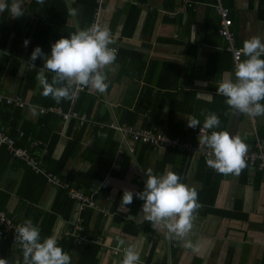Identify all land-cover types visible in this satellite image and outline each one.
Segmentation results:
<instances>
[{
  "label": "crops",
  "instance_id": "1",
  "mask_svg": "<svg viewBox=\"0 0 264 264\" xmlns=\"http://www.w3.org/2000/svg\"><path fill=\"white\" fill-rule=\"evenodd\" d=\"M65 1L69 11L77 10L75 16L70 13L66 24L78 27L83 5L75 4V0ZM94 1L95 12L98 3ZM19 2L24 16L14 18L8 11L0 13V92L21 95L29 103L21 108L17 122L18 127L23 128L16 131L21 130L25 136L40 141L31 152L45 168L47 145L55 134L56 141L48 161L58 171L52 172L87 194L96 182H100L92 198L105 211L86 207L77 212L76 202L67 196L65 190L48 184L46 180L43 182L25 161L13 157L5 145H0V207L20 224L31 219L39 228L41 239L56 236L58 245L63 236L70 237L66 230L74 225L77 217L83 218L90 241L78 245L71 237V247L62 248L70 255L71 264H83V261L90 264L91 258L96 259V264H122L128 247L139 253V264L160 263L164 256H168V264H264V172L247 163L239 175H225L207 164L214 155L189 154L138 144H134V151L130 152L121 146L113 130L111 139L117 142V146L110 171L107 170L103 179H97L90 187L85 186L84 176L92 165L90 158L97 156L99 151L111 149L107 131L97 137L95 134L97 128L110 129L111 122L136 127L149 123L162 132L166 127L174 128L181 133L172 136L195 143L199 127H188L187 118L195 116L203 127L205 117L215 113L221 123L217 129H207L206 136L213 130H226L241 137L247 145L252 142L248 147L253 146L255 137L264 139V116L253 118L236 113L226 104V98L216 92L222 80L235 79L230 43L218 31L220 16L216 6L229 8L233 46L242 49L245 40L254 36L264 39V0H104L98 9L99 19L101 26L112 30L114 44L110 47L116 48L117 52L124 48L135 53L121 54L110 66L111 70H106L110 86L104 93L90 88L81 90L95 97L86 96V103L92 102L89 114L74 109L81 91L66 110L58 103L45 105L51 97L42 95L37 76L43 73L49 78L47 74L53 73L43 66L36 78L28 80L24 94L21 93L26 73L32 68L27 60L32 48L30 41L38 37L43 43L45 39L46 54H50L52 44L61 34L57 25L45 19L46 12L51 9L48 3L43 6L31 0ZM8 3L11 4L12 0ZM133 14L137 19L132 33L123 35V29L130 31ZM48 29L51 31L46 32ZM80 29L86 27L77 30ZM38 31L46 38L40 37ZM25 39L29 41L26 47ZM44 106L85 113L86 121L79 124L77 119L71 118L63 122L54 112L40 113L39 107ZM127 113H135L132 123L125 118ZM45 114H49L48 123L40 120ZM72 119L75 122L71 126ZM50 125L53 126L50 135L41 138L39 135L49 130ZM81 126H84L82 131ZM8 127L3 128L10 134ZM42 128L44 132L40 131ZM72 140L80 144L79 148L61 161ZM91 142L96 143L93 151L89 149ZM106 162L107 159H103L104 165ZM148 169L157 176L173 171L183 178V183L197 191L201 207L195 213L193 227L185 238L192 247H186L185 240L175 236L169 240L164 224L153 226L152 240H147L143 229L147 220L142 211L144 201L135 193L143 191ZM103 186H106V194L101 189ZM62 190L71 205L67 209L64 203L61 211H56ZM125 190L133 192V202L123 206L121 200ZM67 211L68 216L64 217ZM126 223H132L131 230L125 229L130 226ZM98 235L104 237L106 246L103 249L92 241ZM121 240L123 244L119 243ZM152 241L155 248L151 262L147 263L145 260ZM89 243L97 247L95 256L87 247ZM115 246L124 249L113 253L111 247ZM0 258L7 264H24L22 248L10 236H4L0 242Z\"/></svg>",
  "mask_w": 264,
  "mask_h": 264
},
{
  "label": "clouds",
  "instance_id": "2",
  "mask_svg": "<svg viewBox=\"0 0 264 264\" xmlns=\"http://www.w3.org/2000/svg\"><path fill=\"white\" fill-rule=\"evenodd\" d=\"M45 0H37L44 4ZM8 11L14 18L24 16L19 0H0V13ZM71 15L77 14L70 9ZM25 39L24 46L28 45ZM111 31L106 26L94 23L86 29H80L68 37H61L51 46L50 54H45L40 46H36L30 59L34 64L37 58H43V68L53 73L51 80L43 73L37 80L43 91L42 95L51 97L57 103L61 100L73 101L84 88L104 93L108 88V75L117 58V49ZM240 60L235 67V79L222 80L216 92L226 98V104L236 113L246 114L253 118L264 116V39L254 36L243 42ZM35 65V64H34ZM188 127L201 129V121L195 116L187 118ZM220 119L215 113L208 114L203 122L204 129H217ZM203 143L212 150L214 159L207 164L220 174H236L246 167L245 156L248 145L239 136H233L226 130L211 131L203 138ZM147 176L143 191L135 193L143 200L145 218L153 226L164 224L168 230L167 238L175 236L185 240L193 227L195 213L201 205L198 193L181 182L180 176L167 171L165 174L154 175L151 169L146 170ZM133 202V192L125 190L121 203L123 206ZM15 243L23 251L24 264H71L70 255L57 243L56 236L41 239V233L31 219L25 220L15 229ZM120 244L124 242L119 241ZM186 247H192L185 240ZM140 256L132 247L125 249L122 264H139ZM0 264H7L0 258Z\"/></svg>",
  "mask_w": 264,
  "mask_h": 264
},
{
  "label": "built area",
  "instance_id": "3",
  "mask_svg": "<svg viewBox=\"0 0 264 264\" xmlns=\"http://www.w3.org/2000/svg\"><path fill=\"white\" fill-rule=\"evenodd\" d=\"M96 2L98 3V8L95 10L89 26L94 23L101 24L99 19V10L104 0H96ZM216 11L220 16V27L218 31L219 34L230 43L229 48L233 57V71H235L236 64L241 60L242 49L235 48L233 46V33L230 30V26L232 25V19L229 15L230 10L228 7L217 5ZM0 102H5L6 104L18 108H24L29 105L27 99L21 95H8L2 92H0ZM39 112H54L63 122H67L71 118L77 119L79 124H83L86 121L85 113L79 114L74 110L65 111L59 106L39 107ZM109 126L114 130L121 146H125V148H127L130 152L134 151V144H143L153 148H171L187 152L189 154L198 153L206 156L213 155L212 150L203 143V138L207 133V129H204L203 127L197 130L195 134L197 140L195 143H191L189 141L182 140L179 136H172L159 131L153 126L136 127L131 124L118 122H111ZM19 140L20 143H18ZM0 144L5 145L13 157H17L25 161L33 172L44 176L48 184L65 190L67 196L76 202L77 212L82 211L86 207L105 211L103 208L101 209L92 198L93 194L100 187V182H96V184L91 187V192L87 194L82 189L74 186L58 174L48 171L44 166L40 165L39 160L31 152V149L38 146L40 141L33 139L31 136H25L24 132L21 130H18L15 136L10 135L4 130L3 126L0 125ZM245 160L249 166L264 172V139L255 137L253 146L248 147ZM20 225L21 224L15 221L14 218L6 212V210L0 208V242L4 236H10L15 242V229ZM66 234L72 237L74 239V243L78 245L83 242L90 241L83 224V218L81 217H77L74 225L66 230ZM92 241L97 244L100 249H103L106 246L102 235L96 236V238ZM123 249L124 248L120 246L111 247V251L113 253H118L119 250Z\"/></svg>",
  "mask_w": 264,
  "mask_h": 264
},
{
  "label": "trees",
  "instance_id": "4",
  "mask_svg": "<svg viewBox=\"0 0 264 264\" xmlns=\"http://www.w3.org/2000/svg\"><path fill=\"white\" fill-rule=\"evenodd\" d=\"M31 1L36 3L37 5H39L37 3V0H31ZM47 3H48V5H50L51 9L46 12L47 18H45V19H47L48 21H50V23H53L59 27V30H60L59 32L61 34V35L57 36L59 39L61 37H68L72 33L76 32L78 27L81 28V26H83V27L88 28V26L92 20L93 12H94V9L96 6L94 0H75V4L80 3L81 5H83L82 21L79 24L80 26L78 25V27H76V26H70V25L66 24L67 17L70 15V11L68 10V8L66 6L65 0H45L44 4H42V5L44 6ZM136 19L137 18H135V15L133 14L130 31H126V28H125V31L123 29V35L129 36L132 33V29L134 27V23H135ZM152 19L154 20V16L152 17ZM48 27L50 28L51 26H48ZM37 29H39V28H37ZM50 31L51 30L48 29L46 32H50ZM110 31L112 32V30H110ZM38 35L42 38H46L45 36L43 37V33L41 31H38ZM35 38H37V39H35V40L32 39L33 41L32 40L30 41V45L32 48H31V51L27 54V60L29 63H31L32 68H31V71L29 70L30 72L26 73V81H25V83H23L21 85V93L22 94H24L25 89L28 88V80H31L32 77L36 78L37 73L40 71L41 67L44 64L43 58H37L36 61H34V64H35L34 65L30 59L31 53L33 52V50L35 49L36 46H40L42 51L45 54L48 53L45 50L46 49L45 39L43 40V43H40V41L38 40V37H35ZM133 53H135V52L124 49V48H122L121 50L119 49L117 52V59H119V56L121 54L132 55ZM47 75H48V77H49L48 79L50 81L53 74H47ZM109 86H110V83L108 84V88H109ZM86 96H88L90 98H95L94 95L89 94L86 91H81L79 97L76 99V102L74 104V109L79 111V112H86L87 114H89L90 110L92 108V102L86 103V101H85ZM52 103H57V102L54 99L49 98L45 102V105L52 104ZM58 104L61 105L62 108L66 110L70 105V101L61 100ZM21 111H22L21 108L13 107L9 104H6L5 102H0V125L3 126L4 128H6V127H8V124H10L8 128H10L9 129L10 134H12V135L16 134V132H17L16 130L18 128H20V129L23 128V127H18L19 124L17 122V117H19L21 115ZM135 116H136L135 113H132V114L127 113L125 118L128 119V122L132 123ZM48 117H49V114L42 115L40 118L41 122L48 123L47 122ZM74 122H75L74 119H72L70 121L71 126H72V124H74ZM147 126L150 127L153 125H150L149 123H147ZM52 128H53V126L50 125V129L47 130L45 133H43V135H39V136H41V138H45L43 136H47L50 133V130H52ZM83 128H84V126H81L80 131H82ZM163 130H164V132H166L167 134H170V135H179L181 133L179 130H176L174 128L169 129L168 127H166ZM40 131L44 132L45 129L42 128ZM104 131L105 132L107 131V135L110 139L111 149H109V150L106 149L105 152L99 151L97 153V156L94 155V158H90L92 165H91L90 169L88 170L87 174L84 175L85 176V186H88V187H90L94 183V181H96L97 179H103V177L105 176V173H107V170L110 171L109 167H110L111 159H113V156H114V151H115V147L117 146V142L114 139L113 140L111 139V135L113 133V129H111V128L110 129L109 128H103L100 130H98V128H97L95 131L96 137H97V135H100V133L104 132ZM31 133L34 134V131H31ZM55 141H56V135L54 134L53 136L50 137L49 143L47 145V152L45 153L44 163H45L46 169L48 171L51 170V171L57 172L58 171L57 168L50 166L49 161H48V157L50 155V150L52 149ZM250 144H252V142L249 143L248 146ZM0 145H3V144H0ZM79 145L80 144H78L75 140L70 141L67 144V147H66L67 149L63 153L61 161L65 160V158L68 155L73 154L74 150H77L79 148ZM95 145H96V143L91 142L89 149L91 148L92 150L91 149L90 150L93 151L94 149H96ZM138 145L139 146H148V145H143V144H138ZM103 159H107L108 163L106 162V164L104 165L102 163ZM162 163L164 164V162H162ZM61 165H62V163H61ZM37 175H40V178H42V181L45 182L44 176H42L41 174H37ZM182 179L183 178H181V180ZM101 189L104 190L103 192H104V194H106V186H103ZM61 195H62V199L58 200V204L55 206L56 211H61L60 209L62 208L64 203H66L67 209L71 205V200L68 197H66L65 191L62 190ZM64 214H65L64 217H67L68 211H67V213H64ZM127 223H129V222H127ZM127 223L125 225H130V226L125 227V229L131 230L130 227L133 226L132 223H130V224H127ZM45 227H47V225H45ZM152 227H153V224L148 220H146L143 223V229L145 230V233L147 234V236H146L147 240H149V241L152 240L151 235H150ZM132 231L134 232L135 229ZM71 245H72V238L67 237L66 235L63 236L61 238V240L59 241V246L62 248L68 249L69 247H71ZM171 245H172V247L174 246L173 243H171ZM87 247H88L89 251L92 252V256L93 255L95 256L96 248H97L96 245L89 243L87 245ZM154 248H155V242L152 241L148 256L145 260L147 263L151 262V258H152ZM170 248H171V246H170ZM172 254L173 253L170 250V255L172 256ZM83 264H85L84 261H83ZM90 264H96V259L91 258ZM155 264H168V256H164L162 262L155 263Z\"/></svg>",
  "mask_w": 264,
  "mask_h": 264
}]
</instances>
